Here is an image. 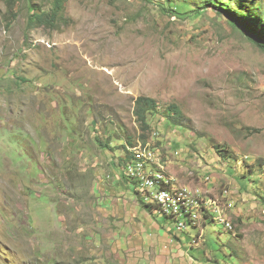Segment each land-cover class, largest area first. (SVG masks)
Listing matches in <instances>:
<instances>
[{
  "label": "rangeland",
  "instance_id": "1",
  "mask_svg": "<svg viewBox=\"0 0 264 264\" xmlns=\"http://www.w3.org/2000/svg\"><path fill=\"white\" fill-rule=\"evenodd\" d=\"M54 1L0 0V264L153 262L151 238L176 233L159 214V234L138 236L141 194L121 160L143 136L169 173L234 202L230 231L204 216L177 232L192 263L264 264V50L232 23L264 17V0H174L182 14L167 0H67L53 24H30ZM140 96L157 105L146 130Z\"/></svg>",
  "mask_w": 264,
  "mask_h": 264
},
{
  "label": "bare ground",
  "instance_id": "2",
  "mask_svg": "<svg viewBox=\"0 0 264 264\" xmlns=\"http://www.w3.org/2000/svg\"><path fill=\"white\" fill-rule=\"evenodd\" d=\"M157 134V132L153 133L154 139ZM130 150L131 160L127 162L124 171L126 177L137 184L138 193L141 194L144 202L153 205L155 211L167 217L171 223L170 228L189 232V228H198L203 217L206 216V223L219 220L222 224L224 223L226 230L233 229V222L227 219V212H225L226 209L234 207L233 201H228L226 206L222 207L217 199L206 194L204 188L197 186L193 188L194 183H184L174 173L173 175L165 172L160 151L151 140L147 143L139 142ZM202 167L207 170L206 165ZM205 180L208 182L210 177L208 176ZM151 188L156 191V195H152ZM205 195L208 196L205 197ZM160 198H165V201ZM171 205H175V208ZM203 231L198 237L202 236Z\"/></svg>",
  "mask_w": 264,
  "mask_h": 264
},
{
  "label": "trees",
  "instance_id": "3",
  "mask_svg": "<svg viewBox=\"0 0 264 264\" xmlns=\"http://www.w3.org/2000/svg\"><path fill=\"white\" fill-rule=\"evenodd\" d=\"M67 0H55L54 1V13H47L45 11H37L34 10V13L31 15L30 18V24L39 22L41 25H51L55 22L56 18L58 17L59 10L64 6L65 2ZM169 2V8H167L165 5L161 4L164 9L167 11H170L172 13L182 14L179 12L174 6L176 2L174 0H167ZM217 0H208L206 2V6H218ZM225 6V5H224ZM221 6L220 11L227 12V6ZM229 10V9H228ZM232 14V13H231ZM232 14V23L233 25L240 29L242 32H244L247 37L257 44L259 47H261L264 50V17L259 13H254L250 8L243 10L241 13ZM136 106H135V114L142 123L143 128L146 130L149 128V124L147 121V114H149L150 111L156 110V101L155 99L147 96H140L136 100ZM154 110V111H155ZM173 122V120H172ZM174 123H178L177 121H174ZM181 124V123H178ZM143 139L145 141L146 137L143 136ZM129 160H131V153L128 152V155L125 159H122L121 161L124 163H127ZM127 179V177L125 176ZM134 184H136L134 182ZM136 193L137 192V184H136ZM142 203V206H144L149 212H154L155 207L151 204H148L142 200V198L139 199Z\"/></svg>",
  "mask_w": 264,
  "mask_h": 264
},
{
  "label": "crops",
  "instance_id": "4",
  "mask_svg": "<svg viewBox=\"0 0 264 264\" xmlns=\"http://www.w3.org/2000/svg\"><path fill=\"white\" fill-rule=\"evenodd\" d=\"M171 163H173V161ZM173 166L174 165H172L170 168H172ZM209 167L212 169L211 166H209ZM216 171H214V172H216ZM177 174H181V173H177ZM183 176L184 175H182L180 177L181 181L184 182V183H187L188 182L187 178H184ZM124 183H126L127 184L126 187H129V188H130V186L132 184V182L129 181V180H127V182H124ZM190 183L193 184L194 182L191 181ZM130 196L135 198L134 195H130ZM142 208H144V210H140L139 211V212H142V214L140 215L141 216L140 218H142V220H146V224L144 222L139 221V227H140V229H143V230H139L138 236L141 237V231H143V236H144L146 233H148L151 230H152L151 233L148 234L149 236L158 235L159 232H156L155 228H158L159 230H162L161 229L162 226H160V223L156 219V215H159L160 213L157 210L155 211L157 213L149 212L144 206ZM163 237L165 239L164 246L162 244V241H160V240H162ZM174 237L178 238V243H177L178 246H177L176 243L173 244L171 242L172 238H174ZM181 237H182V239L180 241L179 238H181ZM183 238H184V234H179V233L176 232V234L172 233V235H169L166 231L162 230V235L157 236L156 238H151V244L155 245V247H156V249L152 252V254H156L154 256V259H152L153 262L149 263V261H146V259H140V258H137V257H134L133 261L136 262L137 264H155V261H156V263H158V262H160V260L163 259V254H169V257H171V258L172 257L176 258L177 256L181 255L183 257V258H181V260L183 261V264H193L192 262L195 261V259L193 257L192 258L188 257L189 255L187 254L186 250L183 248V244L180 243V242H182ZM138 242H139L138 240L133 239V240L129 241V244L131 246L137 247L138 244H139ZM166 242H167V246H165ZM146 246H148V245H146ZM184 247L188 248L186 246H184ZM177 261L178 260L175 259L174 262H177Z\"/></svg>",
  "mask_w": 264,
  "mask_h": 264
},
{
  "label": "built area",
  "instance_id": "5",
  "mask_svg": "<svg viewBox=\"0 0 264 264\" xmlns=\"http://www.w3.org/2000/svg\"><path fill=\"white\" fill-rule=\"evenodd\" d=\"M134 169V168H133ZM165 172H168L167 171V167H166V170H165ZM175 180V179H174ZM151 191H152V195H156V191H154L152 188H151ZM160 199H162L163 201H165V198H160ZM172 207H174L175 208V205H171ZM184 223H193V222H184ZM169 231L170 232H179V231H181V232H183V231H187V230H176V228H169Z\"/></svg>",
  "mask_w": 264,
  "mask_h": 264
},
{
  "label": "clouds",
  "instance_id": "6",
  "mask_svg": "<svg viewBox=\"0 0 264 264\" xmlns=\"http://www.w3.org/2000/svg\"><path fill=\"white\" fill-rule=\"evenodd\" d=\"M156 132L158 133L156 137H159L160 133H159L158 131H156ZM156 137H155V138H156ZM147 141H148V140H147ZM147 141H139V142H147ZM139 142H138V143H139ZM155 144H156V143H155ZM135 145H136V144H135ZM135 145H134V146H135ZM156 145L158 146V144H156ZM158 147H159V146H158ZM131 148H132V147H131ZM131 148H130V149H131ZM163 161H164V160H163ZM164 162H166V167H167V169H169L168 164L171 163L172 161H164ZM124 173H125V172H124ZM124 178H125V176H124ZM127 179H128V178H127ZM128 180L131 181V182H133V181L130 180V179H128ZM133 183H134V182H133ZM137 192H138V189H137ZM139 198H141V197H139ZM154 212H155V210H154ZM155 213H157V212H155ZM175 233H176V232H175ZM186 233H187V232H186Z\"/></svg>",
  "mask_w": 264,
  "mask_h": 264
}]
</instances>
